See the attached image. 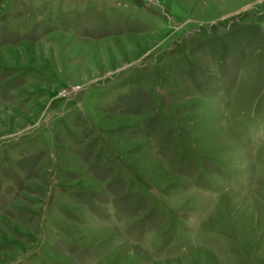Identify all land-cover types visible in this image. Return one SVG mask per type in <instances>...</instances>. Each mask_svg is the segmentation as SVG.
Wrapping results in <instances>:
<instances>
[{
	"label": "rangeland",
	"instance_id": "rangeland-1",
	"mask_svg": "<svg viewBox=\"0 0 264 264\" xmlns=\"http://www.w3.org/2000/svg\"><path fill=\"white\" fill-rule=\"evenodd\" d=\"M0 264H264V0H0Z\"/></svg>",
	"mask_w": 264,
	"mask_h": 264
}]
</instances>
